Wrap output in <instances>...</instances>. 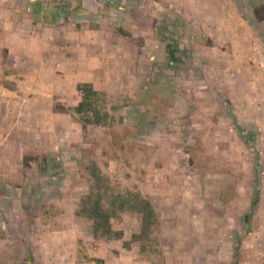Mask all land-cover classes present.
Returning a JSON list of instances; mask_svg holds the SVG:
<instances>
[{
  "label": "rangeland",
  "instance_id": "1",
  "mask_svg": "<svg viewBox=\"0 0 264 264\" xmlns=\"http://www.w3.org/2000/svg\"><path fill=\"white\" fill-rule=\"evenodd\" d=\"M251 1L157 0L153 18L155 1L136 0L120 14L145 40L123 90L72 108L78 135L44 142L43 168L35 153L31 168L12 156L0 172L30 184L12 189L19 201L0 188V264H234L237 242L236 264H264V20Z\"/></svg>",
  "mask_w": 264,
  "mask_h": 264
},
{
  "label": "crops",
  "instance_id": "2",
  "mask_svg": "<svg viewBox=\"0 0 264 264\" xmlns=\"http://www.w3.org/2000/svg\"><path fill=\"white\" fill-rule=\"evenodd\" d=\"M124 1L0 0V156L6 161L0 162V172L14 170L8 160L12 156L18 157L19 168L28 154L43 153L49 161L53 154L44 142L61 133L72 144L78 124L70 111L82 99L83 88L106 94L123 90L126 74L121 71L127 72L129 59L138 53L113 28L128 27L134 35L133 19L127 24L118 19L140 9L136 0ZM156 2L148 5L153 18ZM128 115L123 113L124 121ZM32 184L39 194L46 189L42 182ZM21 185L30 184L0 180L7 197L13 194L18 201L21 192L12 189Z\"/></svg>",
  "mask_w": 264,
  "mask_h": 264
},
{
  "label": "trees",
  "instance_id": "3",
  "mask_svg": "<svg viewBox=\"0 0 264 264\" xmlns=\"http://www.w3.org/2000/svg\"><path fill=\"white\" fill-rule=\"evenodd\" d=\"M157 1V0H155ZM261 3L263 4V0H261ZM250 6L252 8V12H253V16L255 18L256 21L258 22H261L264 20V17L261 16V12H260V9L258 7L257 4H255L253 2V0L250 2ZM113 31L118 35V36H121L122 38H125L127 39L128 41H130L131 43H133L135 46L141 48L144 46V38L143 37H135L132 32L124 27H121V26H117V27H114L113 28ZM210 44V43H208ZM167 49H168V53H169V58L171 59L172 57L170 56L171 54V49L170 47L167 45ZM88 89L87 90H84V95L82 97V101L78 104V106L76 107V110H81L83 108V105H84V100L85 98H87V94H94L96 92H94L90 87H87ZM36 160V157L35 155H24L23 156V159H22V168L25 170V169H29L32 167L33 163L35 162ZM41 162V165L40 168L42 166H45L46 165V157L43 156L40 160ZM43 168V167H42ZM228 186V185H226ZM220 200L226 204V200H225V197L223 195V192L221 191L220 192ZM254 203H252V208L254 207ZM140 205H141V209H137L138 210V213L142 212V211H147V215H145V213H142V219H141V222L142 224L144 223L145 224V218H151L153 216L152 214V209L149 205V203L145 202V201H142L140 202ZM91 213H92V216L93 217H96V219H94V224L97 225L98 223V226L100 225V228H102L103 232H110L111 228H110V224H109V220L111 218V214L107 213L101 206L99 203H96L94 205V207L91 209ZM244 221H245V224L246 225H249L250 223V219H249V215H246L244 217ZM146 222H149L146 220ZM97 226V227H98ZM238 242L235 244V248H234V252L232 254L233 258H234V264H236V261H237V258H238ZM33 264H35L33 262Z\"/></svg>",
  "mask_w": 264,
  "mask_h": 264
},
{
  "label": "built area",
  "instance_id": "4",
  "mask_svg": "<svg viewBox=\"0 0 264 264\" xmlns=\"http://www.w3.org/2000/svg\"><path fill=\"white\" fill-rule=\"evenodd\" d=\"M13 1H19V0H13Z\"/></svg>",
  "mask_w": 264,
  "mask_h": 264
}]
</instances>
